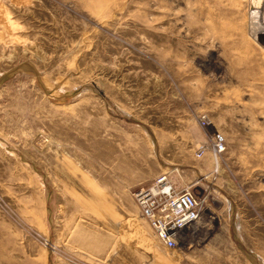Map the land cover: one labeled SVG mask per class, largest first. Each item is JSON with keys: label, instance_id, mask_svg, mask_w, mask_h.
Returning a JSON list of instances; mask_svg holds the SVG:
<instances>
[{"label": "rangeland", "instance_id": "374dc122", "mask_svg": "<svg viewBox=\"0 0 264 264\" xmlns=\"http://www.w3.org/2000/svg\"><path fill=\"white\" fill-rule=\"evenodd\" d=\"M176 166L170 251L126 174ZM0 264H264V0H0Z\"/></svg>", "mask_w": 264, "mask_h": 264}, {"label": "built area", "instance_id": "2783aa9c", "mask_svg": "<svg viewBox=\"0 0 264 264\" xmlns=\"http://www.w3.org/2000/svg\"><path fill=\"white\" fill-rule=\"evenodd\" d=\"M197 120L201 127L209 129V120L204 114L198 115ZM208 131L206 141L195 151L197 158L209 152L217 157L225 150L224 141L216 133ZM192 186L188 184L178 188L168 173H162L133 192L140 215L167 250L178 247L174 237L176 233L193 226L212 210L209 206L214 201L208 198V184L201 183L200 193ZM188 230H185L186 234Z\"/></svg>", "mask_w": 264, "mask_h": 264}, {"label": "crops", "instance_id": "0c3cea01", "mask_svg": "<svg viewBox=\"0 0 264 264\" xmlns=\"http://www.w3.org/2000/svg\"><path fill=\"white\" fill-rule=\"evenodd\" d=\"M176 161V160H175ZM180 169L179 167H174V168H171L168 170V172H162V173H168L169 176H173L172 174L178 172ZM158 168H155V169H152L151 171L149 172H146L143 174H140V173H132V174H126V177H140V176H145L148 180V182H145L146 184L150 183L154 178H156L158 175L162 174ZM172 178V177H171ZM176 185V187L178 188H181L182 186H186L187 183H184V184H180L178 181H175L174 179H172ZM181 180V179H180ZM183 182V181H182ZM143 184V183H141Z\"/></svg>", "mask_w": 264, "mask_h": 264}, {"label": "bare ground", "instance_id": "6f19581e", "mask_svg": "<svg viewBox=\"0 0 264 264\" xmlns=\"http://www.w3.org/2000/svg\"><path fill=\"white\" fill-rule=\"evenodd\" d=\"M204 184V183H203ZM194 185H196V183L194 184ZM193 187V186H192ZM215 214V213H214Z\"/></svg>", "mask_w": 264, "mask_h": 264}]
</instances>
